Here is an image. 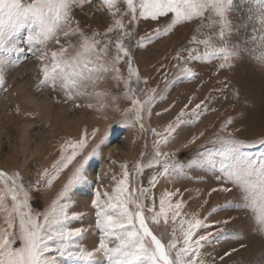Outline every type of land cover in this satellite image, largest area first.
Here are the masks:
<instances>
[{"label":"snow or ice","instance_id":"snow-or-ice-1","mask_svg":"<svg viewBox=\"0 0 264 264\" xmlns=\"http://www.w3.org/2000/svg\"><path fill=\"white\" fill-rule=\"evenodd\" d=\"M94 2L0 0V83L3 82L5 66L16 63L25 52H32L40 62L41 83L51 84L53 88L59 86L67 99L88 96L97 102L96 105L90 102L76 107L94 108L98 105L103 110L109 97L120 98L108 89L95 90L97 84L110 75L116 86L124 83V98L131 101V107L123 110L121 120L126 122V126L139 124L144 130L145 117L152 116L156 90L133 87L131 77H135L137 84L141 78L125 43L141 19L159 21L167 18L166 27L153 29L140 38L141 41L151 40L161 33L167 34L175 26L194 20L199 21L197 31L216 29L204 34L203 39L193 36L189 43L196 47L184 49V56L178 52L174 57L178 62L183 60V64L178 66L185 74L192 72L188 65L200 59H219L222 61L219 69L231 68L232 61L245 51L252 54L258 63L264 64V0H243L244 9L238 7L241 0H100L101 7L111 17V23L103 32L86 34L76 19V11H82ZM234 10L241 11L242 17L252 25L251 39L254 43L251 47H241L239 38L229 39L234 32L246 27L244 20L239 24L233 23ZM50 42L58 47L49 50ZM200 45L204 47L203 52ZM122 60L128 65L127 79L118 67ZM89 85L94 89L92 92L87 91ZM218 91L222 92V89ZM138 92L143 94V99L139 98ZM206 107L205 101H201L186 112L188 106L185 105L162 132L151 129L158 137L154 141L151 160L146 165L135 164L132 174L127 164L121 165L122 178L112 177L115 183L111 191H94L91 205L99 239L91 249L81 242L89 229L72 226V222L81 220L83 214L70 209L74 187L87 182L86 165L90 156L95 155V148L77 161L62 189L42 212L33 209L29 191L18 172L10 175L0 171V264H66L64 257L71 264H216L217 257L207 249L221 236L223 228L215 233L205 231L211 226L207 217L201 218L198 212H187L179 189L163 191L158 204L153 191L161 180L174 183L187 178L189 172L204 169L211 171L221 184L219 189L212 188L209 194L235 189L240 207L251 212L256 230L264 233V151L259 155L250 151L254 147H264V138L246 141L235 137L228 131L232 123L229 117L208 140V143L219 145L218 148L198 150L184 162L177 160L175 153L163 150L182 125L192 122L184 117L189 115L198 120ZM95 134L96 130L92 135ZM204 134L201 132L199 136ZM198 138L193 137L183 147L195 144ZM86 143L82 136L77 141L67 142L66 146L61 145V155L52 164L53 171L44 169L41 173L47 186L50 187L59 173L68 168ZM67 149L71 152L65 154ZM144 167L155 169L148 187L142 184L133 187L130 175L142 173ZM215 211L217 209H213ZM161 223L166 231L157 234L151 225L159 226ZM218 223L227 224L228 221ZM232 251L236 249L218 259L223 261L224 256Z\"/></svg>","mask_w":264,"mask_h":264},{"label":"rangeland","instance_id":"rangeland-1","mask_svg":"<svg viewBox=\"0 0 264 264\" xmlns=\"http://www.w3.org/2000/svg\"><path fill=\"white\" fill-rule=\"evenodd\" d=\"M238 7L245 8L243 0ZM76 19L86 34L103 32L111 23V17L101 7L100 0H95L82 11L77 10ZM231 19L234 24L244 20L246 27L234 32L230 41L239 38L241 47H251L254 43L251 39L252 25L238 10L233 11ZM198 24L199 21L195 20L182 23L167 34L161 33L151 40L141 41L140 38L147 36L153 29L166 27L167 18L159 21L141 19L132 37L125 40L133 66L141 78L137 84L135 77H131L133 87L145 91L156 90L152 116L145 117L144 130L139 124L126 126V122L121 120L123 110L131 107V101L124 98V83L116 86L110 75L100 81L95 90L108 89L120 98L109 97L105 100L106 108L100 110L98 105L94 108L76 107L77 104L87 105L90 102L96 105L95 99L88 96L67 99L59 86L53 88L51 84L41 83L40 62L32 52H25L16 63L5 66L3 70V82L0 83V171L10 175L19 173L20 180L29 191L34 210H46L66 183L77 161L96 149L95 155L90 156L86 165L87 182L73 189L70 209L83 214L81 220L72 222V226L89 229L81 241L89 249L99 239L91 205L94 191H111L115 183L112 177L116 176L117 180L122 178L121 165L127 164L130 174L134 172L135 164L146 165L152 158L154 141L158 139L151 129L162 132L185 105L188 106L186 112H190L201 101H205L207 107L201 111L198 120L186 115L184 119H191L192 122L182 125L174 134V139L163 149L175 153L176 159L181 162L189 160L198 150L218 148L219 145L208 143V140L229 117L232 123L228 131L235 137L246 141L264 138V64L258 63L252 54L245 51L232 61L231 68L219 69L218 65L222 61L214 58L191 62L188 67L192 72L188 74L183 73L178 66L183 64V60L178 62L174 59L177 53L184 56V49L196 47L189 43L193 36L203 39L204 34L216 30L202 28L197 31ZM57 47L52 42L48 45L49 50ZM200 50L204 51L203 45H200ZM118 67L127 79L126 61L122 60ZM220 89L222 92L218 91ZM93 90L89 85L87 91ZM137 95L144 98L142 93L138 92ZM208 97L212 99L206 100ZM94 130L95 136L92 135ZM201 132L205 133L204 136H199ZM82 136L87 141L83 151L68 168L59 173L50 187L47 186L41 173L44 169L53 171L52 164L61 155V145L66 146L67 142L77 141ZM193 137L199 138L195 144L184 148L183 145ZM250 151L259 155L264 147H254ZM70 152L71 149H67L65 154ZM154 172V168L144 167L142 173L130 175V183L133 187L141 184L148 187ZM220 186L216 176L204 169L189 172L187 178H180L174 183L161 180L153 191L158 204L163 191L167 189L175 192L179 189L186 202V211L198 212L201 218L207 217V223L211 226L205 231L215 233L217 229L223 228L221 236L207 249L217 257L216 264H264V233L256 230L251 212L240 207L235 189L232 192L217 190L209 194L212 188L219 189ZM213 209L217 211L213 212ZM225 220L227 224L218 223ZM151 227L157 234L166 231L163 223ZM232 249L236 251L224 256L223 261L218 259ZM62 259L66 264H71L67 257Z\"/></svg>","mask_w":264,"mask_h":264}]
</instances>
